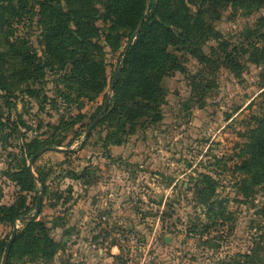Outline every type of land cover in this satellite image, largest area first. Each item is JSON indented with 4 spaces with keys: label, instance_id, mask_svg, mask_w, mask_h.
I'll return each mask as SVG.
<instances>
[{
    "label": "rangeland",
    "instance_id": "obj_1",
    "mask_svg": "<svg viewBox=\"0 0 264 264\" xmlns=\"http://www.w3.org/2000/svg\"><path fill=\"white\" fill-rule=\"evenodd\" d=\"M26 1L0 25V207L25 201L20 235L41 193L36 221L59 249L48 261L15 249L10 264H263L264 183L247 196L237 167L247 131L264 115V0L191 5L211 30L200 47L209 61L173 49L183 68L163 80L161 119L127 126L120 145L112 122L88 129L110 96L112 105L129 39L117 42L96 3L98 36L78 57L105 67L106 86L96 88L98 76L87 86L74 78L69 43L65 65L46 46V0ZM38 145L48 150L24 188ZM206 175L217 188L204 204L197 192ZM13 228L0 224V264Z\"/></svg>",
    "mask_w": 264,
    "mask_h": 264
},
{
    "label": "trees",
    "instance_id": "obj_2",
    "mask_svg": "<svg viewBox=\"0 0 264 264\" xmlns=\"http://www.w3.org/2000/svg\"><path fill=\"white\" fill-rule=\"evenodd\" d=\"M218 1L46 0L40 3V8L43 13L48 11L53 14L51 21L45 25L46 46L51 49L52 57L59 64H64L67 59L62 53V48L69 43L74 48L73 51H68L75 71L74 78L82 79L90 86L96 83L98 76L101 78L97 83L99 87H96L98 90L106 86L105 67L102 65L99 67L96 61L78 57L81 52L85 54L87 45L98 36L96 35L99 30L96 27L98 12L95 4L104 3L105 18L112 23L111 31L117 42L123 37L130 41L141 26L136 41H133L127 52L122 72L115 84L112 105L109 106L111 109L106 110L99 122V125L104 122L113 123L116 131L114 135L112 134L114 136L112 141L120 145L123 141L119 139V134H124L127 126L135 128L136 122L145 117L151 118L152 122L161 119L159 109L165 94L163 80L170 73L181 71L183 68L180 57L173 49L184 50L199 61H209L200 47L207 38L205 35L211 30L204 29L203 11L200 10L198 16L194 15L191 5L197 3L205 5ZM249 1L252 0H246V8ZM18 3L26 9V0H0V25L7 24L11 21L10 18L18 16L20 9ZM261 38H264V32L261 33ZM94 48L100 50L97 43ZM255 121V126L246 133L250 141L245 143L238 157L241 163L237 171L245 174L242 173L244 178L241 179V183L245 184V189H242L246 191L247 196L254 192L256 186L264 183V115ZM43 148L46 147L36 146L33 155ZM24 170V188L28 185L33 187L34 179L30 177L27 167ZM203 182L204 187L197 194L202 197L201 203L205 204L216 192L217 185L207 175L204 176ZM26 210L25 201L11 207H0V224L8 222L15 225L16 221L25 215ZM6 245L3 246L6 248ZM15 249H24L23 255H30L34 260L48 261L57 253L59 243L50 238L44 223L35 220L28 221L26 228L16 236L9 259Z\"/></svg>",
    "mask_w": 264,
    "mask_h": 264
},
{
    "label": "water",
    "instance_id": "obj_3",
    "mask_svg": "<svg viewBox=\"0 0 264 264\" xmlns=\"http://www.w3.org/2000/svg\"><path fill=\"white\" fill-rule=\"evenodd\" d=\"M140 30H141V26L139 27V29L136 31V33H135L134 36L130 39L128 45L126 46L125 54H124L123 59H122V61H121V66L118 68V70H117V72H116V74H115V76H114V78H113L112 85H111V87H110V92H111V93H113V91H114V87H115V84H116V82H117V80H118V78H119V76H120V74H121V72H122V67H123V65H124V63H125V61H126V55H127V52H128V50L130 49V47L132 46L133 41H134V39L136 38V36L139 34ZM110 97H111V96H110ZM110 97L108 98L107 103H106V105L104 106L103 111L99 114V116H98V117L93 121V123L90 125V127H89V129H88V132H89V133L94 129V127H96V126L99 124L101 117L103 116V114L106 112V110H107V108H108V105H109V103H110V99H111ZM47 150H48L47 148H43V149H41L40 151H38L37 153H35V154L31 157V159L29 160V164H28V166H27V170H28V173H29V175H30V177H31L32 179L35 178V175H34L33 170H32V166H33L34 161H35L39 156H41L43 153H45ZM57 150H62V149H61V148H57ZM41 208H42V194L39 193L38 196H37V201H36V212H35L34 215H32V216L30 217V221H35V220L39 217V215H40V211H41ZM17 232H18V229H17V225L15 224V225H14V228H13V231H12V234H11V237H10V239H9L7 245H6V248H5V252H4V256H3L2 264H8V260H9L10 252H11V249H12L13 243H14V241H15V239H16Z\"/></svg>",
    "mask_w": 264,
    "mask_h": 264
}]
</instances>
